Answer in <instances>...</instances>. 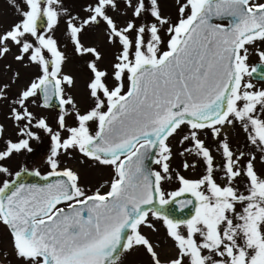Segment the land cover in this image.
Returning <instances> with one entry per match:
<instances>
[{"label":"snow or ice","instance_id":"snow-or-ice-1","mask_svg":"<svg viewBox=\"0 0 264 264\" xmlns=\"http://www.w3.org/2000/svg\"><path fill=\"white\" fill-rule=\"evenodd\" d=\"M166 2L88 0L81 15L64 0H8L17 19L0 23V61L12 55L0 68L8 76L0 108L13 129L7 135L0 122L8 235L0 264H123L141 250L147 264H264V174L256 170L264 164V0H173L175 18ZM61 22L74 54L87 58L83 107L69 92L75 76L63 71L68 57L54 36ZM97 30L113 49L107 63L82 39ZM28 68L37 71L13 92ZM54 104L55 127L32 110ZM237 126L243 149L229 140ZM41 133L49 171L31 175L46 183H22L28 169L13 172L8 162L32 153ZM73 153L110 168V180L82 185L63 165ZM197 162L198 178L182 174ZM177 204L190 214L177 217ZM153 221L169 243L145 233L158 232Z\"/></svg>","mask_w":264,"mask_h":264},{"label":"rangeland","instance_id":"rangeland-1","mask_svg":"<svg viewBox=\"0 0 264 264\" xmlns=\"http://www.w3.org/2000/svg\"><path fill=\"white\" fill-rule=\"evenodd\" d=\"M18 2H22V0H18ZM87 2L88 0H64V6L69 8L74 13H80L81 15H83L81 9L82 6L85 5ZM163 7L166 13L170 14L173 18H175L176 9L173 0H167V2L163 5ZM16 19H17V14L15 13L14 9L9 5L8 0H0V23H2L3 27L6 28ZM120 22L123 23V18H121ZM64 27L65 26L63 22H61V24L57 27L54 36L57 39V41L60 43L62 50L65 51L68 57L67 61L63 66V71L67 74L74 75L76 78V86L75 88L70 89L69 92L76 98L77 102L81 105V107H83L87 100L86 91H85V83L89 75L85 64V60L87 58L82 59L74 54L72 45L68 41L66 35L64 34ZM82 39L85 44L89 46L94 45L100 49V51L104 55L105 63H107L111 59L113 49L104 43L102 34L100 33L99 30H97L96 32H85ZM252 59L255 60V57H253ZM10 62H12L11 54L8 55L6 60L0 61V68H2L3 65ZM13 68H19V66L13 63ZM36 71L37 69L35 68L21 69V78L18 84L13 89V92H15L16 88H19L24 83H26L27 80L34 73H36ZM0 79H3L5 82H7L8 76L0 74ZM257 87H264V84L258 83ZM32 110L36 112L38 115L44 116L48 120V122L52 124L53 127H55V118L57 116L59 108L50 107L48 109H43L39 107H33ZM7 111H8L7 107L0 108V122L5 123L8 129L7 135L11 136L13 134L11 123L10 121H7L5 119ZM69 123H71V121H69ZM228 132H229V140L233 148L243 149L244 134L240 131L239 126H237L235 129L228 130ZM178 139L179 137L177 136L176 138L170 140L174 152L177 151ZM33 147H34V151L32 153H27V152L21 153L17 156H14L13 159L8 162L9 167L13 172L17 171L22 167L39 170L41 174H44L47 171H49L47 165L44 163V159L50 150V141L48 137H46L43 133H41L40 143L38 145L34 144ZM215 155L217 157V163H219L220 157L218 154ZM62 159H63V165L71 167L80 173V177H81L80 182L82 185H86L94 189L95 186H97L100 182L110 180L111 177L110 168L103 166L93 167L90 166L88 162L81 164L80 160L83 158L80 157L78 153H73V157L71 159L68 158H62ZM187 159L189 160L190 163L195 161V158L191 156L187 157ZM181 162H182V158L176 156L175 159L172 161L173 167H180ZM157 167L158 166L152 164L153 169H156ZM202 169H203V165L197 162L196 168L189 169L187 172H182V174L189 178L195 179L199 177V175L202 172ZM256 170L259 173L264 174V164H261L259 163V161H257ZM4 178L7 177H0V179H4ZM174 187H175V183L173 182L172 186L169 187L168 190L171 191L174 189ZM153 223L156 225L158 232L154 233L148 229H144L145 233L154 240L161 241L164 244L169 243L168 241L165 240L164 228L161 225V223L159 221H153ZM7 239H8L7 229L0 226V241H2L6 245ZM9 259L12 261V264H18V262L14 258L9 257ZM121 260L123 261V264H147L148 258L143 254L141 250L139 252H134L130 255L125 254L121 257Z\"/></svg>","mask_w":264,"mask_h":264},{"label":"water","instance_id":"water-1","mask_svg":"<svg viewBox=\"0 0 264 264\" xmlns=\"http://www.w3.org/2000/svg\"><path fill=\"white\" fill-rule=\"evenodd\" d=\"M216 22H221V21H216ZM52 107L58 108V106L55 105V104ZM146 163H148V162H146ZM149 167L152 168V164L149 163ZM22 168H25V167H22ZM20 169H18V170H20ZM27 169H28V173L23 174L20 177V182L25 183V184H37V185H42V184L46 183L45 181L41 180L39 177L31 175V173L33 171H35L34 169H29V168H27ZM46 173H44V174H46ZM44 174H42V175H44ZM172 207H173L175 215L177 217H179V216H188L190 214V211H191L190 207L188 209L181 210L178 204L177 205H173Z\"/></svg>","mask_w":264,"mask_h":264}]
</instances>
